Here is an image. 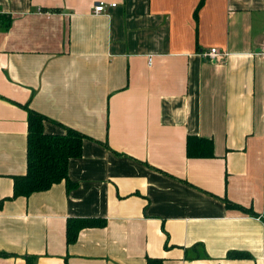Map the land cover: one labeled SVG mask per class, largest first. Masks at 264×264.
<instances>
[{"label": "crops", "instance_id": "obj_1", "mask_svg": "<svg viewBox=\"0 0 264 264\" xmlns=\"http://www.w3.org/2000/svg\"><path fill=\"white\" fill-rule=\"evenodd\" d=\"M97 1L0 0V200L26 171L16 102L87 135L74 187L3 201L0 264H264V0ZM68 216L105 223L67 243Z\"/></svg>", "mask_w": 264, "mask_h": 264}, {"label": "trees", "instance_id": "obj_2", "mask_svg": "<svg viewBox=\"0 0 264 264\" xmlns=\"http://www.w3.org/2000/svg\"><path fill=\"white\" fill-rule=\"evenodd\" d=\"M6 16L5 26H8L10 17ZM27 111L26 131V171L22 174H13V189L11 196L0 200V208L6 198L28 196L34 191L44 190L53 183L64 180L66 189L74 187L75 182L68 177L67 165L70 157L79 156L82 152V140L87 135L71 126L63 125L64 132H46L43 129V120L47 117L31 108L26 103L16 102ZM186 154L188 156H208L212 154V143L209 138L188 135L186 139ZM227 207H238L246 212H256L246 206L226 201ZM104 217L96 216H68L66 219V242L70 243L77 237L78 231L84 226L104 225ZM0 254H7L0 252ZM242 250H228L227 257L249 256ZM151 263L160 264V259L147 257Z\"/></svg>", "mask_w": 264, "mask_h": 264}, {"label": "built area", "instance_id": "obj_3", "mask_svg": "<svg viewBox=\"0 0 264 264\" xmlns=\"http://www.w3.org/2000/svg\"><path fill=\"white\" fill-rule=\"evenodd\" d=\"M115 2H111L110 5H114ZM94 11L95 12H101L104 11L106 9V3L103 0H98L95 4H94ZM259 53L264 56V41L262 42L260 49H259ZM206 54L210 57V58H217V57H221L222 55H224V52L219 51L216 47H211ZM150 60V57L148 58Z\"/></svg>", "mask_w": 264, "mask_h": 264}]
</instances>
